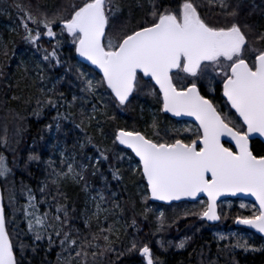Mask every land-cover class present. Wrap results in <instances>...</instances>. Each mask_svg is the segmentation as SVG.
Returning a JSON list of instances; mask_svg holds the SVG:
<instances>
[{"label":"snow or ice","instance_id":"6c2138e0","mask_svg":"<svg viewBox=\"0 0 264 264\" xmlns=\"http://www.w3.org/2000/svg\"><path fill=\"white\" fill-rule=\"evenodd\" d=\"M135 7L138 19L131 7L125 16L123 0H61L55 10L38 0L10 5L0 0V14L10 17L15 9L23 41L34 55L42 54L49 70L60 73L49 78L37 64L44 99L37 98L32 113L39 117L45 108L56 110L45 125L47 133L58 134L55 142L38 148L34 140L26 157L18 158L21 130H16L17 147L7 129L0 137V146L13 157L9 161L0 152V264H26L27 252L44 242L46 252L57 250L56 264H123L133 254L140 264H164L140 236L139 222L155 217V230L148 235L163 233L170 225L162 208L179 207L173 203L178 201H194L199 208H184L174 223L195 218L201 227L216 229V258L210 247L202 248L197 264H220L221 256L226 264H238L237 251H264V245L252 243L254 234L264 237V31L243 18V0H137ZM45 38L51 50L43 48ZM65 46L68 58L60 51ZM2 47L0 77L9 59L7 45ZM65 83L75 89L70 99L58 88ZM144 105L151 120L143 131L116 125L118 113L140 106L143 114ZM184 117L192 123H171ZM88 128H95L101 140L110 139V146H102ZM44 149L50 152L47 159ZM124 164L137 191L122 202L102 169L106 165L111 180L121 184ZM33 165L43 169L44 179L35 189L23 180L17 188L16 169L31 176ZM89 177H99L100 186ZM67 181L87 195L79 214L66 202ZM18 197L25 203L20 205ZM221 197L240 199L239 209L248 213L233 218L234 231L219 228L227 218L218 204ZM246 197L254 200L245 203ZM128 228L133 231L125 243L121 236L129 235ZM193 236L156 243L164 252L186 250Z\"/></svg>","mask_w":264,"mask_h":264},{"label":"trees","instance_id":"16d2710c","mask_svg":"<svg viewBox=\"0 0 264 264\" xmlns=\"http://www.w3.org/2000/svg\"><path fill=\"white\" fill-rule=\"evenodd\" d=\"M262 1L263 0H243L244 10L242 12V16L243 18L247 19L250 24H253L258 31H264V2L262 3ZM13 2L14 0H7L9 5ZM22 2L27 4L28 0H22ZM34 2H37V0H34ZM38 2L41 5L46 6L49 10H55L56 6L61 3V0H38ZM123 2L125 4V16L128 15V8L131 7L133 15L138 19L140 12L135 7L137 0H123ZM10 14V17L9 15L0 14V62L5 60L3 55V45H7L9 52L8 63L3 69L5 75L4 77H0V137L5 135V129H7V136L12 147H17L15 143L16 130H21L20 144L17 147V157L19 158L20 156L26 157L27 149L32 146L34 140L37 142L36 146L38 148L45 143L51 144L55 142L53 137L58 134L55 132L47 133L45 131V125L52 122V118L56 115V110L45 108L39 117L33 115L32 113L36 108L37 98L44 99L39 91V79L36 76L37 64L39 63L40 67L45 69L44 74L49 78L55 79V77H57L60 73L55 69L49 70L46 67V62L42 61L41 53H36L35 55L33 54L34 50H32L31 46L22 39L23 30L18 26L19 21L16 19L15 9H10ZM13 28H15L16 31H13ZM42 46L43 48L51 50V46L48 42L45 43L43 41ZM13 51H16L17 53L15 57L12 56ZM60 51L64 58H68L69 49L67 46H65ZM21 61H23V63H21ZM70 62L74 65L76 64L75 59L71 60ZM9 85H11V87H9ZM50 86L51 85H49V87ZM58 88L60 91H64L68 95L69 99L71 98L72 91H75V89L70 90L66 83L59 85ZM12 97H20V99L15 100L12 99ZM149 103H151V101H149ZM141 104H143V102H141ZM60 111L63 112L64 109L61 108ZM117 115L118 118L116 125L121 127L135 125L138 129L145 128L146 122H150L151 120V114L147 105H144L143 114H141L140 106H135L134 110L118 113ZM116 125H111L110 127H115ZM71 127L72 125L66 124V128ZM86 131L89 135L95 136L96 140L100 142L102 146H110V139L101 140L95 128H88ZM77 134L83 136V133H79L78 130ZM41 135H44L43 141L39 139ZM59 135H61V138H63L62 134ZM71 139L72 134L70 133L69 140L71 141ZM254 144L257 150H259L260 143L258 141H254ZM85 151L89 155L92 154L89 149H85ZM0 152L7 155L9 161L12 160L13 157L11 150L5 151L3 147L0 146ZM44 152V158L47 159L50 152L48 149H44ZM121 167L125 172L124 180L121 184H117L116 181L111 180V174L107 171L106 165L102 170L111 181L113 190L120 192V200L123 202L130 197H134L137 188L135 187L133 177L127 171V164H124ZM32 173L33 174L29 176L27 173L23 172L21 168H17L16 175L14 177L17 188H19V182L23 180L26 185H29L35 189L38 183L44 179L43 169L37 168L35 165H33ZM11 179L12 178H10V180ZM89 180L90 182L94 183L96 187L100 186L99 177H89ZM0 188H2V185H0ZM63 191L67 194L66 202L70 206L76 208L77 214L82 212L85 207L87 195L81 190V187L72 183L71 181H67L63 185ZM6 195L7 194L5 193V196ZM18 200L20 205L25 203L23 197H18ZM177 206L179 207L171 208V213L168 219V225L170 226L166 227V230L163 232L164 234H169V239L173 241H178L179 239L183 238L184 235L193 236L195 227H201L202 224V222L195 218H189L187 220L179 219L178 222L174 223L173 221L184 208H199L198 206L184 203ZM41 210H46V206L41 205ZM136 211L138 212L139 208H137ZM131 216L132 211L131 209H128L125 219L130 221ZM231 219V217L223 219L221 225L225 220H228V224H230ZM154 220L155 217H150L147 222L142 220L139 222V227L146 231L150 243L156 242L161 238L165 239L162 237L161 233L157 234L156 236L148 235V233L155 230ZM17 223L20 224L21 228L25 227V225L21 222L19 213L17 214ZM221 225H219V228L225 232L235 230L234 227L224 230ZM215 230L216 229L213 227H201V231L193 236V241L186 250H176L172 248L167 252H164L157 244V250L161 253L160 259L164 261V264H197L198 260L200 259L199 252L202 248L205 252H207L208 247L211 249L212 258L215 259L216 243L213 236ZM132 231L133 230L131 228H128L129 235L121 236V239L124 240L125 243H127ZM258 239L259 238L254 237L252 243L254 244V242H256ZM24 242L30 243L29 238L25 237ZM260 247L261 246L257 248ZM46 248L47 244L44 242L42 245L37 246V250L35 252L29 250L27 252L26 264H28V262H30V264H56L57 250L46 252ZM194 249L195 251H193ZM234 259L236 262H238V264H264V251L249 253L237 251L235 253ZM123 264H140V261L137 257V254H133L131 256L125 257ZM220 264H226L225 257H220Z\"/></svg>","mask_w":264,"mask_h":264},{"label":"flooded vegetation","instance_id":"af4514ba","mask_svg":"<svg viewBox=\"0 0 264 264\" xmlns=\"http://www.w3.org/2000/svg\"><path fill=\"white\" fill-rule=\"evenodd\" d=\"M264 2V0L262 1V3ZM217 96H219V94H217ZM141 102H143V100L141 101ZM217 102L218 103H220V101H219V99H217ZM177 121L178 120H174V119H172V121H171V123L172 124H176L178 127L179 126H182L181 124H177ZM184 122H187V123H192V122H190V121H185V120H183ZM165 123H167V121H165ZM139 130H141V131H143L144 130V128H140ZM260 143V142H259ZM205 200V199H204ZM241 202V200H239V199H236V200H223V201H220L218 204H221V206H222V211H223V213H225L226 215H227V217H231L232 219H231V223L230 224H228V220L226 221H224L223 222V224L221 225V223H222V221L221 222H219V225H221L222 226V228L224 229V230H228V229H230V227H234V221H233V218L237 215V214H240V213H242L243 212V214H248L246 211H244V210H241V209H239V203ZM245 203H250L249 201H244ZM184 203V202H183ZM229 203H231V205H232V207L231 208H229ZM157 204V203H156ZM180 204V203H179ZM185 204H189V203H186L185 202ZM191 205H195V206H198L199 207V205L195 202V203H190ZM157 205H162V204H157ZM171 208L172 207H163L162 208V210H164L165 212H166V215L168 216V218H169V216H170V213H171ZM230 220V219H229ZM154 222H155V220H154ZM169 222V221H168ZM145 225V224H144ZM209 227V226H208ZM146 228V227H145ZM209 228H212V227H209ZM143 231L140 233V236L141 237H144L145 238V241L146 242H150L149 241V237L147 236V233H146V231L144 230V229H142ZM236 230V229H235ZM243 230V229H242ZM243 231H245V230H243ZM161 235H162V237H164L165 238V240H170L169 239V237L168 236H170L169 234H164V233H161ZM254 237H256L255 235H254ZM256 238H258V237H256ZM151 244V247L153 248V252H154V254L156 255V256H158V257H161V253L157 250V243L156 242H152V243H150ZM254 245L256 246V247H259V246H262V245H264V243H263V241L259 238L256 242H254ZM137 256H138V254H137ZM138 258H139V256H138ZM139 261H140V258H139Z\"/></svg>","mask_w":264,"mask_h":264},{"label":"water","instance_id":"95a60500","mask_svg":"<svg viewBox=\"0 0 264 264\" xmlns=\"http://www.w3.org/2000/svg\"><path fill=\"white\" fill-rule=\"evenodd\" d=\"M80 58L79 57H77L76 58V60H79ZM82 64L83 65H85V66H87L88 68H91V67H93V66H89V65H87V62H83L82 61ZM97 73H98V70H97ZM173 119H176V120H187V121H190V122H192V120H191V118H188V117H184V118H173ZM255 141H259V140H255ZM260 142V141H259ZM200 198H204L205 200L207 199V197L206 196H204L203 194H201V197ZM225 199H238V198H236V197H221L220 198V200L219 201H221V200H225ZM244 200H247V201H253L254 200V198H251V197H246V198H244ZM218 201V202H219ZM186 202H188V203H193L194 201H186ZM156 203H160V204H163V202H156ZM174 204H177V203H180L179 201L178 202H173ZM213 222H208V224H212ZM235 225V224H234ZM235 227H237L236 225H235ZM245 230H247V231H252V230H248V229H245ZM256 236H258V237H260L262 240H263V242H264V237H261V235L260 234H255Z\"/></svg>","mask_w":264,"mask_h":264},{"label":"rangeland","instance_id":"374dc122","mask_svg":"<svg viewBox=\"0 0 264 264\" xmlns=\"http://www.w3.org/2000/svg\"><path fill=\"white\" fill-rule=\"evenodd\" d=\"M44 42H45V43H47V40H46V39H44Z\"/></svg>","mask_w":264,"mask_h":264}]
</instances>
